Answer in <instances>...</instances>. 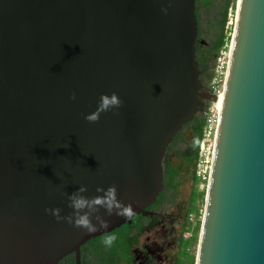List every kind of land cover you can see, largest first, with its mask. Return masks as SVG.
<instances>
[{
    "label": "water",
    "instance_id": "95a60500",
    "mask_svg": "<svg viewBox=\"0 0 264 264\" xmlns=\"http://www.w3.org/2000/svg\"><path fill=\"white\" fill-rule=\"evenodd\" d=\"M196 9L0 0V264L72 253L82 264L85 243L153 215L167 149L216 100L197 60ZM113 93L121 107L89 123ZM81 186L88 198L115 186L134 215L100 209L109 228L88 234L45 212L71 214L65 193ZM195 264H264V0H238Z\"/></svg>",
    "mask_w": 264,
    "mask_h": 264
},
{
    "label": "rangeland",
    "instance_id": "374dc122",
    "mask_svg": "<svg viewBox=\"0 0 264 264\" xmlns=\"http://www.w3.org/2000/svg\"><path fill=\"white\" fill-rule=\"evenodd\" d=\"M196 2V13L199 22V35L205 41L200 49V52L208 51L209 49H215V37L221 30L225 6L227 3L230 4L227 10L228 19L225 25V33L229 39L228 42H226L224 49H222H227L229 51L235 26L238 0H196ZM217 53L218 52H215V54ZM213 65L214 63L212 61L210 64L211 68ZM209 75L210 72L204 76V84L207 82V80H209ZM193 134V127H187L183 131V136H185L186 140L180 139L177 142L175 148L181 151V155H175L174 152L171 151L167 157L169 158V166L171 168L168 169V166L165 163L163 164L166 175L164 181L165 189L162 193L163 195H160L161 197L159 196L157 204L160 205L162 201H165L164 213L167 217L175 215L179 210L183 212L186 218L184 222V231L191 232V235L187 238H184V240L181 242L180 249L178 252H176V256L174 257L175 260H173L172 256H169L166 257L162 264H195L196 262L201 221L203 217L207 190V181L203 176L207 165L206 161L209 152L207 151L205 153L201 152L200 150L198 157L195 156L194 151L196 147L191 144ZM167 158L165 157V159ZM189 216H193L194 221H190ZM168 221L169 219L166 220L167 227L170 225ZM128 227L129 224L126 228L117 230L114 233V235L117 237L113 243L114 245L119 243L122 246H126L125 232L128 231ZM184 231L182 232L184 233ZM146 236L147 234L140 236V241L142 243L145 241ZM150 236L152 238L154 237L153 234H150ZM94 244H98V246L100 244L103 245L104 239H101L100 242H95ZM113 244L111 247H109L111 249H108L112 253L115 252V249L117 251L119 250L118 248L113 247ZM120 254L125 257L123 255L124 253Z\"/></svg>",
    "mask_w": 264,
    "mask_h": 264
},
{
    "label": "flooded vegetation",
    "instance_id": "af4514ba",
    "mask_svg": "<svg viewBox=\"0 0 264 264\" xmlns=\"http://www.w3.org/2000/svg\"><path fill=\"white\" fill-rule=\"evenodd\" d=\"M203 40L198 35V41L196 44L197 54H200L203 44L200 41ZM205 46V45H204ZM205 115V114H204ZM203 115V116H204ZM165 173V171H164ZM158 202V201H157ZM164 202L160 205L157 203L148 210L153 212V215L149 216H137L132 224L129 225V229L125 232L126 246H122L119 243L113 244V247L118 248L119 252L115 249L112 253L108 249V246L100 244H94L100 242L101 239H105L106 235H114L117 230L126 228L128 224L116 229L115 231L91 239L80 249V257L82 264H162L166 257L174 259L176 252L180 249V244L184 240V213L180 210L175 215L167 217L164 213ZM169 219V227L166 225V220ZM147 234L145 241H140V236ZM150 234H153L152 238ZM123 244V243H122ZM120 253H124L123 257ZM170 254V255H169ZM76 253H72L67 256L59 264H76Z\"/></svg>",
    "mask_w": 264,
    "mask_h": 264
},
{
    "label": "clouds",
    "instance_id": "9594fccd",
    "mask_svg": "<svg viewBox=\"0 0 264 264\" xmlns=\"http://www.w3.org/2000/svg\"><path fill=\"white\" fill-rule=\"evenodd\" d=\"M163 11L165 13L167 12L166 9ZM71 99H75L74 93ZM121 105L122 102L115 93L111 96L101 95L96 111L87 115L85 119L89 123H97L101 113L119 108ZM87 191L88 189L85 186H81L70 195L65 193L69 201L68 207L73 210L71 214L61 216L60 208L45 209V212L54 216L57 222H67L74 228L85 230L88 234L96 233L100 229L107 230L109 228V222L99 214L100 209H104L109 217L115 215L128 219L134 215V211L130 204L125 205L118 200L117 188L115 186H110L106 190L98 187L96 188V192L102 193V195H96L91 198L83 195V193ZM93 218L96 224L92 222ZM97 225H99V227H97ZM116 239L117 237L115 235H106L104 244L111 247Z\"/></svg>",
    "mask_w": 264,
    "mask_h": 264
},
{
    "label": "built area",
    "instance_id": "2783aa9c",
    "mask_svg": "<svg viewBox=\"0 0 264 264\" xmlns=\"http://www.w3.org/2000/svg\"><path fill=\"white\" fill-rule=\"evenodd\" d=\"M230 63V49L222 50L216 57L213 67L210 69L209 80L205 83V86L216 96V100L211 102L208 108L206 109L207 116V127L205 129L200 150L201 152H209L207 156V165L204 171V179L208 181L209 173L211 169L212 156L215 148V137L217 126L220 118V109L217 108V102L221 97V94H224V87L228 73V67ZM190 221H194L193 216H189ZM196 223V222H195ZM194 223V224H195ZM191 235V232H184V237L187 238Z\"/></svg>",
    "mask_w": 264,
    "mask_h": 264
},
{
    "label": "trees",
    "instance_id": "16d2710c",
    "mask_svg": "<svg viewBox=\"0 0 264 264\" xmlns=\"http://www.w3.org/2000/svg\"><path fill=\"white\" fill-rule=\"evenodd\" d=\"M229 5L230 4L227 3L225 6V11L223 13V21L221 23V30L215 37L216 38L215 49L214 50L209 49L208 51H203L201 53V55L197 54V60L199 62V67H200V70L202 72L201 78H202L203 82H204V76L210 72L211 62L212 61H213V63L215 62V57L222 51V49H224L226 42H228L229 38L227 37V35L225 33V25H226V22L228 19V11L227 10H228ZM196 12H197V9H196ZM215 52H218V53L215 54ZM189 126L193 127L194 134H193V139L191 140L192 141L191 144L196 147L194 153H195V156L198 157V155L200 153L201 141H202L205 129L207 127V116H206V114L204 116L203 115L197 116L192 122L186 124L182 130L184 131ZM183 131L177 135L178 137L176 136L177 139L175 138L176 141L174 140V144L170 145L169 148L167 149L166 158L168 157V154L171 151H173L175 155H181V151L179 149H175V148H176L177 142L180 139L186 140L185 136H183ZM185 140H184V142H185ZM164 163L168 166V169L171 168L169 166L170 165L169 158L165 159ZM164 176L166 177V175H164ZM162 195L163 194H161V196Z\"/></svg>",
    "mask_w": 264,
    "mask_h": 264
},
{
    "label": "bare ground",
    "instance_id": "6f19581e",
    "mask_svg": "<svg viewBox=\"0 0 264 264\" xmlns=\"http://www.w3.org/2000/svg\"><path fill=\"white\" fill-rule=\"evenodd\" d=\"M222 101H223V94H221V97L219 98V101L217 102V108H218V110L220 109V106L222 104Z\"/></svg>",
    "mask_w": 264,
    "mask_h": 264
}]
</instances>
